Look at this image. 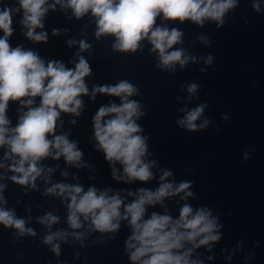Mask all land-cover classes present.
<instances>
[{"label":"water","instance_id":"95a60500","mask_svg":"<svg viewBox=\"0 0 264 264\" xmlns=\"http://www.w3.org/2000/svg\"><path fill=\"white\" fill-rule=\"evenodd\" d=\"M54 3L48 0L46 7ZM253 3L259 5V11ZM4 6L19 8L18 0H0V8ZM22 16L23 10L13 12V34L8 39L12 48L20 46L37 53L45 64L59 61L68 68H74L83 56L91 74L85 77L89 94L80 97V115L61 113L55 132L77 143L83 153L80 167L67 164L62 156L58 160L50 156L39 162L45 171L35 181V188L22 186L10 179L15 173L8 170L11 161L4 159L6 148H0V163L5 165L0 168V184L5 185L0 207L13 210L17 218L25 220V227L35 232L20 235L15 228L0 224V264H133L125 243L131 235L127 221L121 220L114 233H100L90 231V222L81 217L82 227L73 230L67 223L69 201L45 192L56 183L79 184L84 191L94 186L111 189L109 195L119 193L127 204L135 199L129 192L140 188L155 191L163 170L172 172L169 182H191L193 195L181 199V193L166 198L163 206H148L145 219L152 212H167L178 218L185 203L194 210L208 208L218 218L220 239L196 249L192 259L198 258L203 264H264V0H237V7L229 10L221 26L210 20L200 26L158 17L157 26L183 32L182 43L172 50L185 49L195 58L172 70L157 67L158 53L151 51L147 40L132 53L113 50L114 36L97 39L96 18L91 12L77 19L70 8L59 4L55 10L49 7L42 21L44 27L36 29L37 33H47L46 42L27 38V29L20 23ZM54 30L57 35H53ZM199 37L207 38V43ZM81 40L91 45L87 51L80 50ZM69 41L76 43L69 46ZM209 56L211 64L206 62ZM122 80L137 89L129 99L137 101L143 112L136 122L143 129L140 134L148 137L145 160L156 161L151 169L154 177L148 182L114 179L113 166L97 149L93 117L101 106L110 102L119 105L121 100L100 93L93 99L92 90ZM191 84L198 85L194 94L188 92ZM39 100L35 98V106ZM201 104L206 107L197 124L207 119L204 129L191 132L177 124L187 111ZM26 110L18 101L9 102L6 115L10 127L16 126ZM48 168L53 169L51 174ZM115 168L123 176L119 163ZM48 213L59 217L51 229L39 223ZM59 230L68 235L53 242L60 245L56 255L52 245L43 241L50 232ZM76 232L82 234L79 240Z\"/></svg>","mask_w":264,"mask_h":264},{"label":"clouds","instance_id":"9594fccd","mask_svg":"<svg viewBox=\"0 0 264 264\" xmlns=\"http://www.w3.org/2000/svg\"><path fill=\"white\" fill-rule=\"evenodd\" d=\"M19 8L4 6L0 8V148H6L4 159L10 160L8 170L15 173L10 179L18 185H31L44 173L45 169L39 162L52 157L62 156L67 164L80 167L83 153L77 143L70 141L67 135H56L57 123L61 113L80 115L83 107L82 95H88L89 89L85 77L91 74L88 61L79 56L74 68L66 67L62 62L49 61L47 64L39 55L31 50L17 46L12 48L8 42L13 34V12L23 10L20 21L27 29L25 35L34 42H46V32H36L43 28V18L49 7L55 5L70 8L79 19L91 12L96 18V38L111 35L115 37L113 50L135 53L143 40H147L151 51L158 53L157 67L172 70L177 64L183 68L189 60L195 58L186 54L185 49H173L182 43L183 32L176 28L157 26V18L162 16L166 21H191L203 26L205 21H215L223 25L224 17L229 10L237 7V0H55L48 5V0H18ZM259 11V5L253 3ZM56 30L53 35H57ZM207 43V38L199 37ZM69 46L76 43L69 41ZM81 51H87L91 45L81 40ZM212 63L209 56L206 61ZM198 85L191 84L188 92L194 94ZM97 93L119 97L121 103H109L101 106L93 117L94 137L97 149L104 153L105 159L112 165L114 179L126 182H148L153 179V166L156 161H146L148 154V137L141 135L143 129L136 122L142 115L141 105L130 100L137 94L136 87L126 80L116 85L94 87L92 98ZM39 97V105L35 106V98ZM10 101H18L21 108H26L18 119L15 127L6 112ZM206 105L187 111L184 118L177 124L188 131L204 129L209 121H197L204 113ZM105 117H109L105 119ZM227 119V117H224ZM75 123V121H72ZM51 136L52 139L48 137ZM247 159V155L244 157ZM123 168V176L118 175L115 164ZM5 167L0 163V168ZM53 169L48 168L51 174ZM67 175V173H62ZM172 176L169 170H163L160 185L155 190L140 188L129 196H135L130 203H125L119 193L109 195L111 189L98 190L89 187L84 191L79 184L71 185L56 183L46 189V195H56L69 201L67 204V223L73 230L90 222V231L100 233L116 232L120 221L128 222L131 235L126 240V249L133 264H203L201 260L192 259L193 252L220 239L218 218L208 208L193 209L185 203L179 209L178 218L170 214L152 212L145 219L148 206H155L166 198L180 196L181 199L191 197V182L179 184L169 182ZM48 182V177H45ZM5 185L0 184V192ZM4 198L0 195V202ZM123 208V212L121 209ZM59 217L48 213L39 219V223L51 229L58 223ZM25 220L17 218L13 210L0 207V224L5 228H15L20 235H35L31 228L25 227ZM68 233L63 230L50 232L44 243L52 245V251L60 254V245L55 240L64 239ZM82 234L75 233L79 240ZM190 245V247H189Z\"/></svg>","mask_w":264,"mask_h":264}]
</instances>
